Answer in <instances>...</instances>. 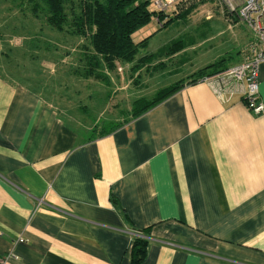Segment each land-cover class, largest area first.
Returning a JSON list of instances; mask_svg holds the SVG:
<instances>
[{
  "label": "crops",
  "instance_id": "crops-1",
  "mask_svg": "<svg viewBox=\"0 0 264 264\" xmlns=\"http://www.w3.org/2000/svg\"><path fill=\"white\" fill-rule=\"evenodd\" d=\"M258 91L257 114L239 93L184 81L110 133L83 135L0 73L3 264H131L143 230L139 264H264V61Z\"/></svg>",
  "mask_w": 264,
  "mask_h": 264
},
{
  "label": "rangeland",
  "instance_id": "rangeland-1",
  "mask_svg": "<svg viewBox=\"0 0 264 264\" xmlns=\"http://www.w3.org/2000/svg\"><path fill=\"white\" fill-rule=\"evenodd\" d=\"M149 1L162 20L154 16L134 33L137 40L151 37L133 61L115 62L112 70L104 66L107 80H101L84 75L87 42L71 32L78 1L65 3L67 21L58 30L47 23L44 8L33 10L27 0H0V73L40 92L80 134L96 135L126 120L134 100L189 81L193 68L213 58L224 57L226 66L244 59L251 32L229 20L220 0H169L164 7ZM176 40L182 48L166 52Z\"/></svg>",
  "mask_w": 264,
  "mask_h": 264
},
{
  "label": "trees",
  "instance_id": "trees-1",
  "mask_svg": "<svg viewBox=\"0 0 264 264\" xmlns=\"http://www.w3.org/2000/svg\"><path fill=\"white\" fill-rule=\"evenodd\" d=\"M33 10L39 7L47 12L46 21L52 27L61 30L67 21L65 3L72 0H27ZM40 1V2H39ZM78 12L72 16L74 35H81L86 40L83 58L86 62L84 75L95 79L107 80L102 71L105 66L112 70L115 62H131L138 50L144 46L151 35L139 41L133 40V34L146 26L156 16L162 20L163 14L149 9V0H76ZM165 22L161 27H165ZM179 41L166 47V52L174 53L181 49ZM225 58L211 62L191 74L188 81L194 83L205 76L224 70ZM182 86L176 82L159 89L150 99L138 98L131 104L129 117L121 123L103 127L98 135L108 134L131 118L137 117L154 107ZM116 204V200L112 199ZM148 231H135L130 248V263L139 264L146 253Z\"/></svg>",
  "mask_w": 264,
  "mask_h": 264
},
{
  "label": "built area",
  "instance_id": "built-area-1",
  "mask_svg": "<svg viewBox=\"0 0 264 264\" xmlns=\"http://www.w3.org/2000/svg\"><path fill=\"white\" fill-rule=\"evenodd\" d=\"M227 9L229 20H238L246 25L252 39L246 47L243 60L232 64L222 71L203 77L215 94L239 93L242 101L254 113L263 111V104L258 91V67L264 61V0H220ZM169 0H156L154 3L168 4ZM160 6V5H159ZM164 7V6H163ZM19 241H24L19 238ZM0 264L3 260L0 258Z\"/></svg>",
  "mask_w": 264,
  "mask_h": 264
}]
</instances>
